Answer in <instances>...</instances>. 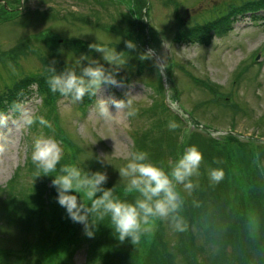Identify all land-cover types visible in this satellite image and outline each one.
I'll use <instances>...</instances> for the list:
<instances>
[{
    "label": "rangeland",
    "instance_id": "obj_1",
    "mask_svg": "<svg viewBox=\"0 0 264 264\" xmlns=\"http://www.w3.org/2000/svg\"><path fill=\"white\" fill-rule=\"evenodd\" d=\"M246 1L249 0H143V5L139 7L132 0H0V93L22 76L40 72L42 60L52 64L55 59V62L72 66L74 59L87 52H75L69 40L98 42L110 48L115 47L117 51H126L134 72L140 55L151 51L157 60V68L163 74H160L164 85L161 95H158L154 86L147 83L154 76L155 70L146 58L141 60L146 61L143 72L135 73L126 82L122 81V86H102L92 102L83 107L84 111H80L77 103H73L70 98L60 97L57 101L56 111L61 117L62 130L79 150L75 163L84 155L106 154L105 158L113 166L106 164L101 168L94 159L86 163L92 170L106 171L108 180L105 187L114 185L115 190L124 188L126 184L125 180H120L115 168L123 166L128 154L135 149L132 134L150 129L151 126L155 128L159 121L168 125L167 120L161 116L142 112L160 99L164 105L169 106L170 112L182 118L183 127L178 134L181 137L180 143L191 132L196 131L214 139L232 133L240 142L253 139L254 144H264V16L261 18L257 13L249 14L244 11L243 15L239 14L231 19L229 30L225 34L212 33L210 41L203 45L172 39L179 30V24L190 26L204 23L223 15L233 5H242ZM4 3L6 10L1 8ZM36 10L43 15L32 13ZM123 14L131 18L132 25L134 22L140 27L143 25L144 35L147 34L145 40L151 41L143 47L146 51L136 53V49H125L124 37L96 25L119 24L124 27L126 20ZM75 16L86 19L81 22L74 19ZM179 20L183 23H179ZM155 32L158 37L152 34ZM151 35L153 36L150 37ZM135 42L137 44L138 40ZM12 49H16L14 62L8 60ZM99 55L97 53L93 57ZM84 63L86 62L82 61ZM160 64H163V68L158 67ZM127 67L125 65L121 68ZM238 72L243 73L236 80ZM214 90L223 95H215ZM126 93L134 96V107L137 110L135 116L125 117L122 111L115 114L111 103L110 111L115 114L112 120H103L96 115L93 105L97 98L122 99L126 98ZM229 96L231 101L227 102ZM231 103L236 105H230ZM20 104L33 115H41L39 110L42 103L35 87H32L30 95ZM0 121V144H7V148L0 152V251H6L4 254L8 255L7 264H37L35 256H38L39 249L33 244L44 236L43 229L40 228L41 224L32 225L30 219L33 220L34 217L27 215L28 208L20 200L22 187L29 188L35 178V172L28 169L33 140L38 136L51 137L41 132L42 126L37 125L35 130H32V126L22 127L18 114L11 110L0 114ZM59 146L63 151L62 145ZM250 149L255 152L256 146L253 145ZM259 163L264 166L263 156ZM16 174L19 179L15 178ZM50 181L44 180L43 187L46 190L49 189ZM231 188L235 187H229V191L220 189L225 205L229 203L228 197L238 200ZM235 192H238L237 189ZM238 194L241 199L242 191ZM52 198L54 199H50ZM12 199L18 205L20 218L17 219L19 222L9 223L8 217L14 212L13 206L9 204ZM45 199L50 202L49 197ZM129 199L133 200L132 197ZM9 208L11 210L6 216L5 210L8 211ZM161 228V240L164 245L167 244L172 264H183L187 256L180 245V234L166 220H161ZM194 229L192 242L196 245L198 258L207 264H227L221 257L230 254L231 245L225 244L224 254L216 240L219 239L220 242V238L214 231L203 235L199 228ZM261 234L254 239V246L260 245L264 249V232ZM77 236H84L82 225ZM28 242L31 245L29 252L9 254ZM90 243L91 238L87 237L86 241L75 246L68 264H92L87 260L91 254ZM222 245L224 248V243ZM52 261L46 264H55L56 260Z\"/></svg>",
    "mask_w": 264,
    "mask_h": 264
},
{
    "label": "trees",
    "instance_id": "obj_2",
    "mask_svg": "<svg viewBox=\"0 0 264 264\" xmlns=\"http://www.w3.org/2000/svg\"><path fill=\"white\" fill-rule=\"evenodd\" d=\"M132 1L139 7L143 5V0ZM98 2L101 4L104 3L102 1ZM1 8L6 10L4 6H1ZM261 9H264V0H249L242 5H233L223 15L204 23H194L190 26L179 24V30L176 32L174 40L177 42H190L191 40L197 43H207L210 39V32L220 35L225 34L229 30L231 19H233L235 15L241 14L244 11L255 13ZM8 11L13 12V10ZM32 13L43 15L41 11L37 10ZM123 15L126 20L124 27H121L119 24H117L118 26H114L96 23V25L105 30L109 29L115 35L122 36L125 39L138 40L137 47L135 48L136 53L142 51L146 43H151V41L145 40V35L147 34L145 33L144 35L143 25L141 24L142 28L136 25L135 22L132 25L131 18L126 14ZM74 19L82 22L86 18L75 16ZM96 21L98 22V20ZM152 34L157 37L156 32ZM69 41L74 51H86L92 56L97 55V53L92 52L88 48L89 42L78 39ZM15 50L12 49L10 51L8 60L14 62L16 58ZM93 53L95 55H93ZM137 59L138 56L136 57V60ZM147 60L153 64L152 68L155 70L154 76H152L151 79L150 75H152V72L151 70L149 71L151 73L148 77L151 83H147L154 86L158 95H161L164 91L161 75L153 57L150 55ZM145 62L146 61L137 60L136 70L134 72L131 70L132 62L128 60L126 64L128 67L124 69L120 68L119 72L116 73L117 79L123 82L130 80L135 73L144 71ZM41 64L42 68L40 72L22 76L18 80H15L10 86L5 87L4 91L0 93V112H7L13 102H22L25 97L30 95V87L36 86L37 92L42 100V107L39 110L41 115H37L43 116L51 124L50 128L42 126V130L46 134H51L53 132V135L63 144L65 155L62 156L60 164H76L75 159L79 151L77 145L69 139L62 128L57 127L55 129L52 127L59 122V117L55 108L56 101L61 96L59 93L49 91L47 84V79L51 75L48 66H54L53 61L52 64H50L42 60ZM105 66L107 67V65ZM54 67L57 72H60L65 67H68V65L58 61L55 62ZM242 73L243 72H238L236 80H238ZM188 74L190 75L189 72ZM170 78L171 77H169V80ZM209 88L213 90L212 86ZM173 91L176 94L175 88H173ZM214 93L215 95H223V93H219L216 90H214ZM229 93V95H231V91H229ZM163 96L164 95H162V99ZM93 99L94 96L88 97L86 95L80 103L85 106L90 104ZM227 100L230 102L231 96H229L226 101ZM230 105L236 104L231 103ZM142 112L145 114L149 113L152 116H161L167 120L166 123L174 121L177 125L175 129H170L168 125H164L163 122L158 119L159 124L155 128L151 126L150 129L135 131L132 134L134 148L145 151L152 163L167 170L170 163L190 145H195L203 156L199 175L196 176V179L195 177L192 178L197 184V187L193 190L191 195H188L180 189V186H177L181 195L184 197L185 203L182 215L187 224L184 231L178 232L180 234V245L184 248V255L187 256L183 264H207L198 258L196 245L192 242L195 227L199 228L200 233L203 235L204 233H209V231H214L217 237L220 238V242L219 239L216 240L220 244L221 251H223L224 254H226L225 244L229 243L231 245L230 254L226 257H221L227 264H264L263 246L256 244L254 246V239L260 237L262 235L261 233L264 232V166H260L259 163L262 156L264 159V144H254L253 139H248L243 143L238 141L239 139L231 134L222 137L221 140H216L196 131L191 132L184 139L183 143L180 144L178 142V134L183 127V121L177 115L171 113L161 99L154 101L151 107ZM36 127L37 124L32 125V129H36ZM253 145L256 146L255 152L250 149ZM29 163L30 167H28V169H32V171L35 172L32 161ZM217 166L223 170V179L218 183L212 184L209 182L206 173L209 168H217ZM15 178L19 179L20 177L17 175ZM51 178V176L44 175L35 177L33 179V184L29 186V188L24 189L22 187L23 192L20 201L23 206L28 208L27 215L31 214L34 217L33 220L28 218L33 222L32 225L41 224L40 228L43 229L44 236L39 237V243L36 242L35 244L39 249L37 264H46L53 262L52 260H56L55 264H68L75 246L80 244V242L86 241L87 237L77 236L81 224L73 223L69 220L64 209L59 204H55L56 200L54 199L56 193L54 188L51 190L52 185L50 184L48 190L43 187V184H45L44 180H51ZM220 185L222 186L220 187ZM230 185L235 187L231 189H234L233 191L237 195L239 201L236 198L232 199V197H228L229 203L225 205L220 189L229 191ZM235 189H237L238 192H235ZM240 189L243 193L241 199V196L238 194L241 193ZM115 194L121 199L128 201L131 200L129 198L132 197L133 199L135 196L133 195L135 193L124 192V188H116ZM44 197H49V199L54 197V199L52 198L49 200L50 202H47ZM9 204L13 206L12 209L14 210L13 214L8 217L9 223L13 221L19 222V220H17L20 218V211L17 208L18 205L13 199ZM10 210L11 208H9L8 211L5 210L4 214L7 216ZM249 216H254L258 222L255 230H250L248 227ZM259 221L261 222L259 223ZM101 223L105 225H99L98 230L94 237L91 238V243L89 244V254L90 252L91 254L90 258L87 260H90L92 264H172V257L168 252L167 244L164 245V242L161 240V220H157L151 232L142 236L140 241L135 245H132L127 239L122 243L119 242L112 235L110 223L107 218ZM222 243H224V248ZM21 251L22 253L25 251L29 252L30 246L24 243L23 249L18 252L20 253ZM53 253H56L57 258L52 256ZM1 254L0 264H7L6 259L8 255L4 253ZM211 264L213 263L211 262Z\"/></svg>",
    "mask_w": 264,
    "mask_h": 264
},
{
    "label": "clouds",
    "instance_id": "obj_3",
    "mask_svg": "<svg viewBox=\"0 0 264 264\" xmlns=\"http://www.w3.org/2000/svg\"><path fill=\"white\" fill-rule=\"evenodd\" d=\"M119 40L120 37L117 43ZM123 43L127 50L137 47L132 39H124ZM88 48L99 53V57L83 53L74 59L72 66L65 67L60 72L54 66H48L51 73L47 79L49 91L70 98L73 103H79L86 95L96 97L102 86H122L116 73L127 64L129 53L100 45L98 42L89 43ZM150 55V51L145 52L139 59L144 60ZM82 61L86 63L82 64ZM158 67L163 68V64ZM125 96L122 99L97 98L93 105L96 115L108 121L121 111L125 117L135 116L137 110L134 107V96L127 93ZM109 103L115 108V114L110 111ZM10 110L18 114L22 127L30 128L33 124L51 127L47 119L33 115L20 103L13 102ZM168 127L175 129L177 125L174 121H169ZM6 148L7 144H0V152ZM62 155V148L56 140L41 136L33 140L31 161L35 167V177H52L50 183L56 193V202L64 209L69 220L82 225L84 236L94 237L99 225L104 224L101 222L105 218L110 223L112 235L119 242L127 239L132 245L151 232L157 220L168 221L170 227L177 232L186 229L187 224L182 215L185 201L177 186L188 195L197 187L192 178L199 175L203 156L195 145L188 146L180 153L167 170L152 163L145 151L132 150L126 163L115 168L120 180L126 181L124 192L136 194L132 201L116 195L114 185L105 187L108 180L106 171L92 170L86 163L94 159L101 168L106 164L113 166L105 158L106 154L84 155L76 164H60ZM223 175V170L219 168L207 170V178L212 184L221 181ZM257 223L254 216H249L250 230H255Z\"/></svg>",
    "mask_w": 264,
    "mask_h": 264
}]
</instances>
